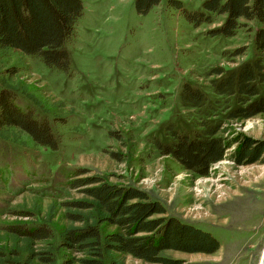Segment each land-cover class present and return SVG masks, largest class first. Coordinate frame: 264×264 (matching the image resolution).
Instances as JSON below:
<instances>
[{"label": "rangeland", "instance_id": "obj_1", "mask_svg": "<svg viewBox=\"0 0 264 264\" xmlns=\"http://www.w3.org/2000/svg\"><path fill=\"white\" fill-rule=\"evenodd\" d=\"M179 1L197 10L203 0ZM81 5L63 42L64 68L15 50L0 63V89L18 88V106L44 119L56 141L51 148L34 145L25 133L18 141L0 138V245L10 243L1 230L5 225L40 224L52 212L49 226L57 246L65 202L85 198L91 185L85 183L98 175L143 190L161 203L164 217L208 232L218 244L209 253L165 249L162 256L181 264H258L264 248V162L237 164L228 157L234 144L207 176L196 177L173 157L160 155L150 139L165 140L170 122L191 130L205 119L219 123L229 139L264 141V113L227 119L226 105L235 106L234 99L216 97L209 89L215 75L205 76L213 67L229 69L254 58V30L264 24L247 22L231 37H212L207 31L222 17L193 27L167 0L145 14L134 0H81ZM184 83L204 90L207 105L184 109L179 102ZM68 178L80 185L65 188ZM65 254L71 252L57 251L58 261ZM124 264L156 263L125 255Z\"/></svg>", "mask_w": 264, "mask_h": 264}, {"label": "trees", "instance_id": "obj_2", "mask_svg": "<svg viewBox=\"0 0 264 264\" xmlns=\"http://www.w3.org/2000/svg\"><path fill=\"white\" fill-rule=\"evenodd\" d=\"M167 1L193 27L222 17L218 26L207 31L212 37H231L247 22L264 24V0H203L197 10L185 8L179 0ZM158 2L134 0L136 9L143 14ZM81 6V0H0V63L15 50L64 68L68 58L63 42L72 34ZM253 46L254 58L229 69L213 67L205 74L215 75L209 79V89L216 97L227 103L234 99L235 106L226 105L227 119L264 113V28L254 30ZM12 70L13 67L7 69ZM17 90L10 85L1 86L0 138L18 141L19 135L25 133L34 145L54 148L56 141L46 121H38L32 110L18 106ZM179 102L184 109H201L207 105L208 96L200 87L184 83ZM220 130L219 123L205 119L191 130H180L170 122L164 128L166 139L153 137L150 142L160 155L173 157L183 170L196 177L207 176L211 165L226 157L227 149L234 144L236 147L228 155L232 161L264 162L263 140L229 139ZM77 182L68 178L64 186L77 187ZM85 184H91L84 189L85 198L65 202L66 222L57 246L53 245L49 226L52 212L40 224L5 225L1 230L9 236L10 243L7 247L0 245V264H124L125 255L156 264H181L160 252L175 249L209 253L218 247L210 233L173 216L164 217L161 203L151 200L141 189L110 183L98 175ZM109 226L114 229H107ZM59 250L71 254L58 261Z\"/></svg>", "mask_w": 264, "mask_h": 264}, {"label": "water", "instance_id": "obj_3", "mask_svg": "<svg viewBox=\"0 0 264 264\" xmlns=\"http://www.w3.org/2000/svg\"><path fill=\"white\" fill-rule=\"evenodd\" d=\"M259 264H264V248H263V251H262V255H261Z\"/></svg>", "mask_w": 264, "mask_h": 264}, {"label": "bare ground", "instance_id": "obj_4", "mask_svg": "<svg viewBox=\"0 0 264 264\" xmlns=\"http://www.w3.org/2000/svg\"><path fill=\"white\" fill-rule=\"evenodd\" d=\"M261 255H262V254H261ZM260 258H261V257H260ZM259 263H260V260H259ZM259 263H258V264H259Z\"/></svg>", "mask_w": 264, "mask_h": 264}]
</instances>
